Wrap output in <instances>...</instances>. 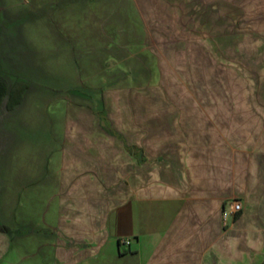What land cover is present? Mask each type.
I'll return each mask as SVG.
<instances>
[{"label": "rangeland", "instance_id": "374dc122", "mask_svg": "<svg viewBox=\"0 0 264 264\" xmlns=\"http://www.w3.org/2000/svg\"><path fill=\"white\" fill-rule=\"evenodd\" d=\"M0 65L30 86L14 115L28 132L78 128L65 144L80 150L102 148L96 135H82L92 126L84 111L101 101L131 142L145 137L135 122L149 121L137 112L223 127L238 112L243 210L232 237L240 264H264V164L253 179L246 163L250 121L264 124V0H0ZM36 144L0 143V165L33 168ZM105 145L118 158L119 143Z\"/></svg>", "mask_w": 264, "mask_h": 264}, {"label": "crops", "instance_id": "0c3cea01", "mask_svg": "<svg viewBox=\"0 0 264 264\" xmlns=\"http://www.w3.org/2000/svg\"><path fill=\"white\" fill-rule=\"evenodd\" d=\"M0 73L12 87L1 65ZM26 97L13 110L8 98L0 106V143L39 147L38 164L27 162L22 174L15 163L0 165V264H240L238 218L224 221L228 202L240 201L238 112L226 127L180 112H137L149 121L136 120L145 137L131 142L101 101L84 111L92 126L82 135H96L102 148L80 150L79 142L65 144L78 128L29 133L14 116ZM255 123L246 132L253 179L264 164V137L255 141L264 124ZM112 138L118 158L105 145Z\"/></svg>", "mask_w": 264, "mask_h": 264}, {"label": "trees", "instance_id": "16d2710c", "mask_svg": "<svg viewBox=\"0 0 264 264\" xmlns=\"http://www.w3.org/2000/svg\"><path fill=\"white\" fill-rule=\"evenodd\" d=\"M30 88L29 84L24 81H15L12 87L7 78L0 73V106L8 98L7 108L8 110H13L16 106L22 103L26 91ZM106 120V119H105ZM107 121V120H106ZM108 122V121H107ZM107 125H109L107 123ZM109 130L110 126H109ZM112 135H115L113 130L110 131ZM240 214L237 215V218ZM1 230H6L2 228Z\"/></svg>", "mask_w": 264, "mask_h": 264}, {"label": "built area", "instance_id": "2783aa9c", "mask_svg": "<svg viewBox=\"0 0 264 264\" xmlns=\"http://www.w3.org/2000/svg\"><path fill=\"white\" fill-rule=\"evenodd\" d=\"M228 208L224 210V221L234 215L239 214L243 210V204L240 201L234 200L228 202ZM131 244L130 240H121V246H129Z\"/></svg>", "mask_w": 264, "mask_h": 264}]
</instances>
